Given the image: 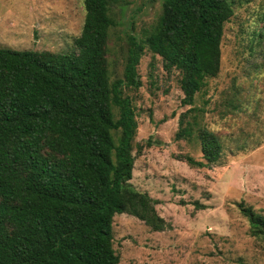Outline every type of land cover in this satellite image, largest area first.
Instances as JSON below:
<instances>
[{
	"label": "trees",
	"instance_id": "obj_1",
	"mask_svg": "<svg viewBox=\"0 0 264 264\" xmlns=\"http://www.w3.org/2000/svg\"><path fill=\"white\" fill-rule=\"evenodd\" d=\"M111 0H82L75 51L0 47V264H118L112 216L127 213L163 227L153 201L131 188L136 121L122 86L137 88L142 45L128 37L122 78L109 81L106 40ZM228 0H162L145 46L179 73L176 139L198 137L205 167L220 156L216 135L191 106L219 71ZM144 45V43H142ZM192 113V119L185 115ZM187 113V114H186ZM248 232L264 245V215L241 202Z\"/></svg>",
	"mask_w": 264,
	"mask_h": 264
},
{
	"label": "rangeland",
	"instance_id": "obj_2",
	"mask_svg": "<svg viewBox=\"0 0 264 264\" xmlns=\"http://www.w3.org/2000/svg\"><path fill=\"white\" fill-rule=\"evenodd\" d=\"M219 71L205 78L191 106L196 122L213 132L220 156L205 167L198 137L176 139L181 102L177 70L163 67L144 38L162 0H111L106 40L109 81L122 78L128 37L142 45L137 88L122 86L134 110L131 188L146 193L163 227L154 230L127 214L112 216L118 264H264V245L248 232L241 202L264 215V0H228ZM82 0H0V47L75 51ZM144 43V45L142 44ZM187 114V113H186ZM191 112L185 119L191 120Z\"/></svg>",
	"mask_w": 264,
	"mask_h": 264
}]
</instances>
